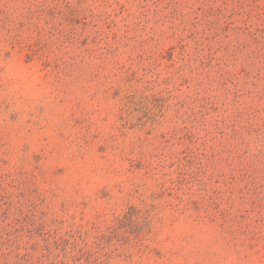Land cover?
Listing matches in <instances>:
<instances>
[{
	"label": "rangeland",
	"instance_id": "rangeland-1",
	"mask_svg": "<svg viewBox=\"0 0 264 264\" xmlns=\"http://www.w3.org/2000/svg\"><path fill=\"white\" fill-rule=\"evenodd\" d=\"M264 264V0H0V264Z\"/></svg>",
	"mask_w": 264,
	"mask_h": 264
},
{
	"label": "trees",
	"instance_id": "trees-1",
	"mask_svg": "<svg viewBox=\"0 0 264 264\" xmlns=\"http://www.w3.org/2000/svg\"><path fill=\"white\" fill-rule=\"evenodd\" d=\"M4 264H9V262H6V263H4Z\"/></svg>",
	"mask_w": 264,
	"mask_h": 264
}]
</instances>
